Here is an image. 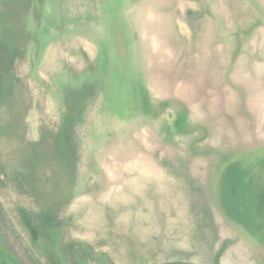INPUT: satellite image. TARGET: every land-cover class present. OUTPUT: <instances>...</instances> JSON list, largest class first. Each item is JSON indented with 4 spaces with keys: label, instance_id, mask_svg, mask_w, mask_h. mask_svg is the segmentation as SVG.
Returning a JSON list of instances; mask_svg holds the SVG:
<instances>
[{
    "label": "rangeland",
    "instance_id": "374dc122",
    "mask_svg": "<svg viewBox=\"0 0 264 264\" xmlns=\"http://www.w3.org/2000/svg\"><path fill=\"white\" fill-rule=\"evenodd\" d=\"M0 264H264V0H0Z\"/></svg>",
    "mask_w": 264,
    "mask_h": 264
}]
</instances>
